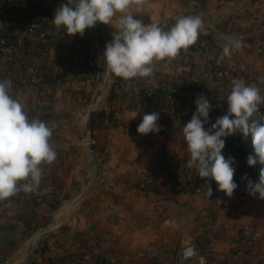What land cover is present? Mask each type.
<instances>
[{
  "label": "crops",
  "instance_id": "obj_1",
  "mask_svg": "<svg viewBox=\"0 0 264 264\" xmlns=\"http://www.w3.org/2000/svg\"><path fill=\"white\" fill-rule=\"evenodd\" d=\"M28 1L41 10L42 22L16 45L30 15L15 16V28H7L14 53L6 57L0 52V80L29 75L27 66L38 70L40 81L31 82L24 96L11 93L29 117L56 125L50 144L57 158L41 165L38 190L49 179L53 187L43 203H36V191L0 201V261L78 264L76 257L86 251L90 258L80 264H97V256L103 259L100 264H177L179 245L187 241L200 244L203 264H264V200L248 194L247 181L238 180L240 171L234 174L238 187L232 197L219 191L215 181L210 197L206 191L173 193L166 182L141 188L159 163L189 157L182 127L196 111L195 99L209 97L200 90L178 91L155 105L136 95L130 102L134 106L119 108L127 102L115 98L111 105V93L116 97L121 91L108 79L95 99L93 71L101 61L87 29L83 36H69L54 25L55 9L67 0ZM130 11L144 24L156 23L163 30L183 16L201 18L214 47L205 58L214 57L216 64L233 71L216 93L206 129L226 114L234 79L260 88L264 95V0H144L133 3ZM96 25L106 46L115 18L112 25ZM230 40L242 41V48L232 49L229 57L223 48ZM184 51L194 69L205 59ZM170 64L169 58L154 62L165 79L173 80L181 73ZM153 111L159 113L160 131L139 134L142 116ZM133 124L134 132L129 129ZM246 141L241 133L226 137L223 155L233 157L235 146L242 152ZM259 170L250 179L256 181ZM84 235L88 238L83 246Z\"/></svg>",
  "mask_w": 264,
  "mask_h": 264
},
{
  "label": "clouds",
  "instance_id": "obj_2",
  "mask_svg": "<svg viewBox=\"0 0 264 264\" xmlns=\"http://www.w3.org/2000/svg\"><path fill=\"white\" fill-rule=\"evenodd\" d=\"M144 0H67L54 12L52 22L69 36L84 35L86 29L98 22L112 25V39L106 44L103 62L108 72L129 80L136 77H151L154 62L175 58L182 49L193 45L203 22L199 16H183L167 31L158 24H144L130 11L133 3ZM120 14L117 17V14ZM242 41L230 40L223 48L225 56L232 49H241ZM12 82L0 80V201L19 192L32 193L38 190L43 177V163L51 164L57 158L50 144L56 125L29 117L24 104L11 93ZM227 112L218 117L211 127L209 113L212 104L203 95L194 103L196 111L182 127L189 159L187 166L194 168L205 180L206 194L212 196L211 181L219 191L232 197L238 187L234 181L235 160L225 157V138L236 133L252 136L254 154H249V167L259 164L258 179L253 181L245 174L246 190L250 196L264 200V105L261 89L247 85L242 80H233L227 96ZM258 114V115H257ZM255 117V119H253ZM159 113L153 111L142 116L137 132L142 135L158 133Z\"/></svg>",
  "mask_w": 264,
  "mask_h": 264
},
{
  "label": "built area",
  "instance_id": "obj_3",
  "mask_svg": "<svg viewBox=\"0 0 264 264\" xmlns=\"http://www.w3.org/2000/svg\"><path fill=\"white\" fill-rule=\"evenodd\" d=\"M20 12H26L30 15L29 21L24 24V27L19 30V34L15 41L16 45L22 44L24 40L28 39L29 36L36 30L42 22L43 14L40 9L34 7L28 0H0V52L6 56L11 57L14 53V47L7 39V28H15V16ZM173 26L168 24L167 31ZM201 34H207L202 28L199 30L197 41L189 46V51L200 54V56L209 57L211 52V45L209 39L201 37ZM185 51L182 49L180 53L175 57L171 58L170 68L179 73L178 78L175 77L173 80L165 79L163 74L154 66V74L151 77H145L142 80L139 77L132 78L129 80L122 79L118 82L120 85V91L123 92L122 100L125 102H131L136 95L142 94L151 97L157 89V97L166 102L170 95L178 91L192 90V86H196V90L202 91L209 98H216V93L223 81L230 76V71L227 67H221L216 63L213 64L215 69L212 74L208 75L205 64L206 60L202 62V65L197 66L196 69L193 67L191 59H186ZM89 58V57H88ZM28 71L27 76L18 77L13 79L7 77L5 80L12 82V90L16 91V95L22 97L26 93L29 84L31 82L40 81L41 77L38 70L34 67H26ZM115 80V79H113ZM116 81V80H115ZM18 86V89L16 87ZM142 88V91L139 89ZM217 102V101H216ZM212 107L215 102L210 101ZM136 104V102H134ZM132 131H135L132 130ZM194 168H189L187 165L183 167L182 160L174 161L170 164L159 163L155 168V173L151 179L152 186H156L161 182L168 183L170 175H174L175 186L186 187L190 186L193 188L194 193H204L206 191L205 180L198 176ZM170 183V182H169ZM53 190L51 179L46 185L34 193V199L36 203L43 202L46 195H49ZM89 244V242H87ZM80 246V243H79ZM90 258L88 252H84L81 255V261L84 262ZM251 264V263H246Z\"/></svg>",
  "mask_w": 264,
  "mask_h": 264
},
{
  "label": "trees",
  "instance_id": "obj_4",
  "mask_svg": "<svg viewBox=\"0 0 264 264\" xmlns=\"http://www.w3.org/2000/svg\"><path fill=\"white\" fill-rule=\"evenodd\" d=\"M168 28V26L167 27H165V30ZM201 37H205L206 39H209V43H210V45H211V52H210V55H212V52H213V50H214V47H213V43H212V41H211V39H210V37H209V35H207V34H201ZM216 62H215V59H214V57H210V58H207V60H206V64H205V67H206V70H207V73H208V75H210V74H212V72H214V68H213V64H215ZM217 65H219V64H217ZM220 66V65H219ZM222 67V66H221ZM223 67H225V66H223ZM229 71H230V73L232 74V70L229 68ZM105 72H106V68H105V65H104V62L102 63V65L100 66V68H99V70H96L95 69V71H93V76H94V78H95V85H94V87H95V91H99V88H100V86H101V82H102V80L104 79V76H105ZM230 74V75H231ZM110 79H115L116 80V83L117 84H115V85H117L118 87H119V89H120V85H119V81L121 80V78H119V77H116L115 75H113V74H111L110 73V76H109V80ZM108 82V81H107ZM192 90H196V86H192V88H191ZM143 89L142 88H140L139 89V91H142ZM156 92H157V89L155 90V92H154V94L151 96V97H147V96H145V95H143L142 96V94H140L141 96H142V98L143 99H145V100H148V101H150V102H152V103H154L155 105H157V104H161V103H164V101H162V100H160L158 97H157V94H156ZM123 92H119V91H117L116 92V97H115V94H114V92L113 93H111V105L114 103V99L115 98H118L119 100H121L122 99V97H123V94H122ZM209 100L211 101H213V102H216L217 101V99L216 98H214V99H212V98H209ZM135 104L133 103H127V104H125L124 106L122 105V106H117V107H119V108H122V107H125V106H134ZM129 129H131V131L132 130H134V129H136V126L133 124V125H130L129 126ZM132 132H134V131H132ZM91 147L93 146V144H91L90 145ZM94 147V146H93ZM190 157H185V158H183L182 159V164H183V167H185L186 165H187V161H188V159H189ZM154 173H155V171L153 170V171H151V172H149L148 173V177H150V180H149V183L148 182H145V184H143V186H141V188H143V189H145V190H148V189H151L153 186H152V184H151V179L153 178V176H154ZM168 185H169V189H170V191L171 192H173V193H179V192H194L193 191V188L192 187H190V186H186V187H180V186H175L174 185V183L172 184V182H173V180H174V175H170L169 176V178H168ZM170 182V183H169ZM144 183V182H143ZM45 201V198H44V200H43V202ZM43 202H41V203H43ZM40 204V203H39ZM88 237H86V235H84V236H82L81 238H80V240H81V243L83 242H85L86 241V239H87ZM82 243V244H83ZM83 246H84V244H83ZM78 253H81V252H78ZM82 255V254H81ZM81 255H79V256H77L76 257V260H77V263L78 264H80L82 261H81ZM98 257V261H97V264H100L101 263V261H103V259H99V256H97ZM31 264H34V263H31Z\"/></svg>",
  "mask_w": 264,
  "mask_h": 264
},
{
  "label": "water",
  "instance_id": "obj_5",
  "mask_svg": "<svg viewBox=\"0 0 264 264\" xmlns=\"http://www.w3.org/2000/svg\"><path fill=\"white\" fill-rule=\"evenodd\" d=\"M89 36L91 38L93 47L95 48V51L99 57V60L101 61L99 65H102L103 63V52L105 50V44L103 41V38L101 37L97 25H95L93 28L87 29ZM110 76V72H105L104 79L101 82V86L99 88V91L96 95L97 99L99 95L101 94V91L103 90L104 86L106 85L108 79ZM91 148V147H90ZM89 148V151H90ZM204 254L202 252V248L198 242H181L178 248V252L176 255L177 264H185L188 261H195L197 264H203L204 262ZM9 260H1L0 264H8Z\"/></svg>",
  "mask_w": 264,
  "mask_h": 264
},
{
  "label": "rangeland",
  "instance_id": "obj_6",
  "mask_svg": "<svg viewBox=\"0 0 264 264\" xmlns=\"http://www.w3.org/2000/svg\"><path fill=\"white\" fill-rule=\"evenodd\" d=\"M199 57H201V56H199ZM201 58H203V57H201ZM206 59L207 58H205L203 61H205ZM199 64H202V63H199ZM246 139H247L246 145L243 147V149H242L243 151L242 152H241V149L240 150H239V148L237 149V146L232 148V151L234 153L233 154V158L235 160V164L233 165V167L235 168V171H237V172L240 171L239 173H241V176L243 175V171H245V173L247 174V177L253 179L254 178L253 176L255 174L254 170L260 168L261 166L259 164H257L256 166H253V167H249L247 165V163H246L247 157H248L249 154H254V150H253V146H252V136H251V134H249L246 137ZM241 176L239 177L238 180H240V179L244 180V179H242V177H244L245 174L242 177ZM0 259H1V257H0Z\"/></svg>",
  "mask_w": 264,
  "mask_h": 264
}]
</instances>
